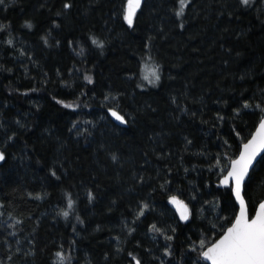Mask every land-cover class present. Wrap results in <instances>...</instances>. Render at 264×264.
<instances>
[{"label": "trees", "instance_id": "1", "mask_svg": "<svg viewBox=\"0 0 264 264\" xmlns=\"http://www.w3.org/2000/svg\"><path fill=\"white\" fill-rule=\"evenodd\" d=\"M124 3L0 5V264H60L57 252L70 258L64 264H129L128 252L159 264L153 223L174 237L164 264H192L189 243L234 218L213 165L238 154L259 121L255 105L264 106V0H191L182 17L174 0H145L131 27ZM146 64L159 66L156 84L143 81ZM245 100L253 107L242 108ZM244 186L253 215L264 198V154ZM171 195L216 207L200 217L191 203L182 221ZM142 203L149 209L133 223Z\"/></svg>", "mask_w": 264, "mask_h": 264}, {"label": "snow or ice", "instance_id": "2", "mask_svg": "<svg viewBox=\"0 0 264 264\" xmlns=\"http://www.w3.org/2000/svg\"><path fill=\"white\" fill-rule=\"evenodd\" d=\"M190 2L191 0H174V3L178 4V7L173 9L176 17L183 16L185 9L189 6ZM4 3L5 0H0V5H3ZM238 3L242 7H247L252 3V0H238ZM141 4L142 0H126V3L122 5L123 20L129 27L133 26L134 20L137 18V10L141 8ZM63 7L64 9H70L72 4L64 3ZM26 26L29 28L32 27L30 23H27ZM58 26L59 25H57V27ZM5 27V25H0V30H3ZM179 27L183 28V23H181ZM91 42L100 48H103L104 46L103 41L96 38H92ZM6 43L12 45L13 40L8 39ZM45 43H47L46 38ZM145 68L147 71L143 79L147 80L149 84H156L161 78L159 66L157 65L149 68L146 64ZM8 71H11V69H8ZM85 79L90 83L92 82L91 76H86ZM138 86L142 87V85ZM53 99H55V97ZM57 103L62 104L66 108H73L74 106L73 104L65 103L62 100L57 101ZM250 107H253V105L245 100L242 108L247 109ZM255 107L261 109L259 126L256 131L252 133L251 139L241 145L239 154L234 159L228 158L227 163L219 169L217 175V187L227 189L229 195L234 197V218L228 221L230 226L226 228L221 226L218 239L209 242L200 239L199 248H197L194 241L191 242L190 252L196 253V259L192 261V264H199L200 260L209 261L210 264H264V200L259 201L258 205H252L254 215H251L249 201L245 199L244 186L245 179L249 178L250 169L253 168V162L261 152H264V106L255 105ZM108 111L116 120L121 123H127L125 116L120 115L116 110L109 108ZM235 111L239 113L240 109H236ZM217 118L220 120L224 119V117L219 115ZM17 123H19V121H17ZM21 127H23V125H21ZM75 127L76 125L73 124V128ZM14 135L15 133L13 136ZM236 135L240 136V133L237 132ZM13 136H9L8 140H11ZM189 143L191 142L189 141ZM5 153L6 149L0 150V162L6 160ZM112 159L116 160L117 158L116 156H113ZM218 164L219 160L217 161V165H213V167H217ZM51 175L59 179L55 170H52ZM160 187L163 188L164 185H161ZM37 198L40 197L37 196ZM93 198V194L89 192L88 199L91 201ZM168 199L171 204L176 206L180 220L187 221L190 215L193 214L189 209V205L183 200H180L177 196L171 195ZM73 205L74 201L69 194L67 207L71 209L73 208ZM148 209L149 204L142 203L138 207L133 223H135L136 220H139L140 217L145 216V212ZM62 215L67 218L69 212L62 211ZM77 220L83 223L79 216H77ZM149 231L163 235L164 239L167 241H172L174 238L172 235H166L164 230L158 228L155 223L149 226ZM172 231L175 232V229L173 228ZM133 232H135V228L128 229V235H131ZM116 239L119 240V237ZM153 239H155V237H153ZM137 246H139V243ZM17 251H19V249H17ZM117 251H123V249L118 248ZM163 254L165 256L172 255L170 244L164 247ZM55 255L59 259L60 264H64L65 260L70 259L69 257H66L63 252H57ZM127 256L130 257L129 264H142V260L134 252H128ZM9 259H11V257H9ZM155 259L159 258L157 257ZM159 264H164V261L160 260Z\"/></svg>", "mask_w": 264, "mask_h": 264}, {"label": "rangeland", "instance_id": "3", "mask_svg": "<svg viewBox=\"0 0 264 264\" xmlns=\"http://www.w3.org/2000/svg\"><path fill=\"white\" fill-rule=\"evenodd\" d=\"M146 71H147V69L145 70V72H144V74H143V77H144V75H145V73H146ZM143 81L144 82H147L148 83V81L147 80H144L143 79ZM226 164V163H225ZM224 166V164H219L218 165V167H217V173H219V169L220 168H222ZM200 197V196H199ZM210 201V199H206V198H199L198 200L196 199V197H194V196H191V198H190V201L188 202V201H184L185 203H187L188 205H189V209L191 210V212H192V204L194 205V207L196 208V210L194 211V214L196 215V214H198V216H200V217H202L203 216V214H205V212L207 211V209L208 208H210V207H212L213 205V202L211 201V202H209ZM192 203V204H191ZM213 207H216V205L214 204V206ZM213 209V208H212ZM214 216L215 215H217V213H216V210H214ZM192 215H190V217H191ZM177 217H178V215H177ZM189 217V218H190ZM215 222H211L210 223V225L209 226H211V228L214 230L212 233H208L207 231L205 232V231H201L199 234H198V239L196 240V241H194L195 243H196V246H197V248H199V240L200 239H204L206 242H209V241H211V240H214L215 238V236L217 235V233H220V231H221V226H223V227H225V225H221V223L219 222V224H214ZM227 227V226H226ZM225 227V228H226ZM152 232V231H151ZM153 234L155 233V232H152ZM155 243H156V246L158 247V246H160V253H159V257L161 258V260H163L165 263H166V259H167V257L168 256H165L164 254H163V249H164V247L166 246V245H168L167 243H166V240L164 239V236L163 235H161V234H159V233H155ZM190 247H191V243H189V248H188V252H189V257H191V259H192V261L193 260H195L196 259V253H192V252H190ZM56 259L59 261V259L56 257ZM60 262V261H59ZM201 262V263H200ZM200 262H199V264H206V263H204L202 260H200Z\"/></svg>", "mask_w": 264, "mask_h": 264}, {"label": "water", "instance_id": "4", "mask_svg": "<svg viewBox=\"0 0 264 264\" xmlns=\"http://www.w3.org/2000/svg\"><path fill=\"white\" fill-rule=\"evenodd\" d=\"M144 1L145 0H142V4L144 3ZM142 4H141V6H142ZM139 10V9H138ZM138 10H137V12H138ZM112 109H114V110H116L115 108H112ZM117 111V110H116ZM118 112V111H117ZM119 113V112H118ZM120 114V113H119ZM109 115H110V117H111V119L113 120V122H115L117 125H119V126H125L126 125V123H121L120 121H118V120H116L115 119V117H113L112 115H111V113L109 112ZM120 115H122V114H120ZM259 126V121H258V123H257V125H256V127L254 128V130H253V132L252 133H254L255 131H256V129H257V127ZM252 133H251V135H252ZM251 135L243 142V143H246L249 139H251ZM242 143V144H243ZM241 144V145H242ZM241 147V146H240ZM239 151H240V149H239ZM238 154H239V152H238ZM237 154V155H238ZM264 154V152H261L258 156H257V158H256V160L253 162V167L256 165V163L259 161V159L261 158V156ZM236 155V156H237ZM235 156V157H236ZM234 157V158H235ZM233 158V159H234ZM1 163V162H0ZM253 168H251L250 169V172H251V170H252ZM250 172H249V174H250ZM248 178H246L245 179V182H246V180H247ZM245 182H244V184H245ZM233 200H234V197H233ZM262 200H264V198L262 199ZM169 205H170V207L178 214V212H177V210H176V206L175 205H173V204H171L170 202H169ZM258 205V204H257ZM237 210H238V208H237ZM253 215H254V213H253ZM178 216H179V214H178ZM228 226H230V225H228ZM227 226V227H228ZM219 238V236L216 238V239H218ZM204 263H206V264H210V262L209 261H204V260H202Z\"/></svg>", "mask_w": 264, "mask_h": 264}]
</instances>
